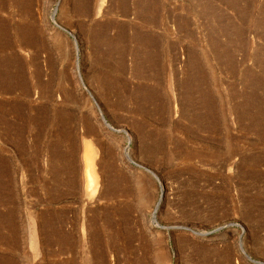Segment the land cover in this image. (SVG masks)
<instances>
[{
  "label": "rangeland",
  "instance_id": "obj_1",
  "mask_svg": "<svg viewBox=\"0 0 264 264\" xmlns=\"http://www.w3.org/2000/svg\"><path fill=\"white\" fill-rule=\"evenodd\" d=\"M0 264H264V0H0Z\"/></svg>",
  "mask_w": 264,
  "mask_h": 264
},
{
  "label": "bare ground",
  "instance_id": "obj_2",
  "mask_svg": "<svg viewBox=\"0 0 264 264\" xmlns=\"http://www.w3.org/2000/svg\"><path fill=\"white\" fill-rule=\"evenodd\" d=\"M86 172L88 174L89 180L92 182L93 181V178H94V176H93V169H92V167H91V165L89 163H88V166L86 168Z\"/></svg>",
  "mask_w": 264,
  "mask_h": 264
},
{
  "label": "water",
  "instance_id": "obj_3",
  "mask_svg": "<svg viewBox=\"0 0 264 264\" xmlns=\"http://www.w3.org/2000/svg\"><path fill=\"white\" fill-rule=\"evenodd\" d=\"M54 13H55V10L53 11V13H52V17H53V15H54ZM102 120H103V122H105L106 124H107V126L108 127H110L109 126V124L104 120V118L102 117ZM156 210V208L154 209V211ZM151 220L154 222L155 221V214H154V212L151 214Z\"/></svg>",
  "mask_w": 264,
  "mask_h": 264
}]
</instances>
